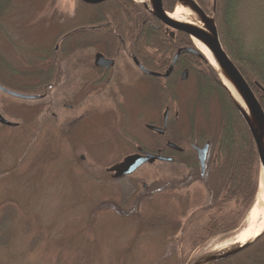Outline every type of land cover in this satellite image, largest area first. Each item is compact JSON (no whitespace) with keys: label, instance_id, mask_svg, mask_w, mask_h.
Here are the masks:
<instances>
[{"label":"rangeland","instance_id":"rangeland-1","mask_svg":"<svg viewBox=\"0 0 264 264\" xmlns=\"http://www.w3.org/2000/svg\"><path fill=\"white\" fill-rule=\"evenodd\" d=\"M77 2L7 0L0 13V83L22 92L18 88L37 81ZM235 34L245 52L260 50L264 0L242 2ZM94 53L87 49L56 63L68 76L42 100H20L0 91V113L19 124L0 125V264H194L241 245L224 242L246 227L251 211L235 232L200 242L210 199L200 171L163 162L121 179L108 171L140 148L156 153L157 137L144 125L158 122L164 109L154 110L149 102L155 98H150L148 80V85L129 87L120 81L116 88H102L96 100L100 110L90 109L100 119V131L84 124L63 129L86 110L67 106L88 97L86 106L93 107L97 98L80 86L79 76L81 65L94 64ZM127 63L133 67L125 70L127 75L136 73ZM192 77L175 84L179 120L172 133L177 139L192 129L216 135L221 125V94L208 92ZM257 257L242 264H264V246Z\"/></svg>","mask_w":264,"mask_h":264},{"label":"trees","instance_id":"trees-1","mask_svg":"<svg viewBox=\"0 0 264 264\" xmlns=\"http://www.w3.org/2000/svg\"><path fill=\"white\" fill-rule=\"evenodd\" d=\"M196 1L207 15L215 18L224 49L249 83L264 109V44L258 52L250 54L245 52L235 34L238 10L245 0ZM6 3L7 0H0V13L5 9ZM77 3L75 15L66 20L60 33H65L67 30L80 31L79 28L82 26L102 25L100 34L110 49L115 50L125 44L123 48L133 53L148 70L164 73L178 50L194 48L188 35L176 33L172 37L164 24L133 0H109L96 6ZM176 6V0H167L165 9L172 11ZM106 22L110 24L104 25ZM92 31L87 30V32ZM70 41L77 43L78 36L70 38ZM62 48L64 50L66 46ZM59 54L65 59L70 52L56 53L53 49L46 60L54 65ZM176 64V73L166 81L164 87L161 81L151 79V95L154 98L160 95L165 101L161 108L173 107L178 101L175 84L179 80L178 74L184 68H188L203 87L206 85L208 92L215 90L221 94V125L216 135L197 134L192 129L188 135L181 134L177 139L172 133L174 121H170L166 136L157 137V143L163 140L166 144L159 154L174 158L175 163L181 160H196L191 144L200 147L206 143L210 145L207 173L202 180L210 198L204 211L208 217L202 228L204 237L200 240L204 242L239 229L258 196L260 165L254 140L228 92L221 85L214 67L202 56L190 52H182ZM46 76L47 74L42 70L37 74V79L41 81L18 89L23 90L21 93L25 94H48L49 88L45 85ZM0 84L14 90L4 82ZM167 142L183 147L184 156H179L170 149ZM195 164L194 168L199 169L197 161ZM263 244L264 235L244 251L216 264L257 261Z\"/></svg>","mask_w":264,"mask_h":264},{"label":"water","instance_id":"water-1","mask_svg":"<svg viewBox=\"0 0 264 264\" xmlns=\"http://www.w3.org/2000/svg\"><path fill=\"white\" fill-rule=\"evenodd\" d=\"M81 2L89 5H97L108 0H80ZM178 5L188 9L202 24L203 27L197 26L193 23L181 22L174 20L168 12L165 11L163 7V0H153L152 2V14L164 25H166L169 29L174 32H180L188 35L190 39H195L196 41L203 44L212 54L217 67H215L218 76L220 77L221 85L228 92L233 104L235 105L237 111L242 117L244 123L246 124L256 146L257 155L259 159L260 165V182L261 179H264V109L261 106L259 99L256 97L253 89L243 77L237 66L234 64L227 51L224 49L222 44L219 30L217 28V24L215 18L207 15L196 2V0H177ZM174 35V33H173ZM182 52H190L196 55L202 56L203 54L197 49L193 48H184L178 51V53L174 56L173 61L171 63L170 68L165 73L164 77L168 78L173 70V67L178 60L180 54ZM105 57L102 55H97L96 64H106V66L114 65V61L106 60L104 62ZM137 66L141 68L145 73L153 76V77H161L160 74L152 73L146 71L140 64L134 60ZM187 79V72H184L182 80ZM226 81L227 85L231 87V89L224 83ZM0 91L12 96L17 99L33 101L39 100L41 96L35 95H27L23 93H18L12 90H9L0 85ZM167 117L168 110L165 113V122L162 128H155L153 126H147V128L151 131L156 132L160 136H164L166 134L167 129ZM0 125L6 127H17L18 124L13 123L5 119L3 115L0 113ZM169 147L175 150H179V148L170 143ZM197 151L198 161L201 168L202 176H204L206 171V163H207V154L209 151V145H205L203 148H199L194 146ZM163 162V163H173L174 159L170 157H164L157 154L147 153L141 151V153L133 154L126 157L123 162L114 165L108 171L113 174L115 179H121L128 177L134 174L137 170L143 167L146 164H153L155 162ZM260 185V184H259ZM260 191V186H259ZM262 205V204H261ZM264 235V229L260 232L254 239L226 250L224 252L212 253L208 254L204 257L198 259L194 264H216L225 259L233 257L240 252L247 249L254 242H256L259 238Z\"/></svg>","mask_w":264,"mask_h":264},{"label":"flooded vegetation","instance_id":"flooded-vegetation-1","mask_svg":"<svg viewBox=\"0 0 264 264\" xmlns=\"http://www.w3.org/2000/svg\"><path fill=\"white\" fill-rule=\"evenodd\" d=\"M108 1H106V2H108ZM133 1L138 3L146 11H148L155 19H157L152 14V2H153V0H147V2H145L144 0H142V1L133 0ZM78 2H81V1H78ZM106 2H103L101 4H104ZM166 2H167V0H163L164 9L166 8ZM82 4H83V2H82ZM86 5H89V4H86ZM97 5H100V4H97ZM89 6H93V5H89ZM94 6H96V5H94ZM165 11L170 13V11H167L166 9H165ZM72 17H70V18H72ZM63 22H65V20ZM109 24H110L109 22H106L104 25L108 26ZM101 26L102 25L98 24V25H93V26H89L88 27L89 30H93L94 32L93 31L92 32H87L88 29L85 28V27L84 28L80 27L79 28L80 31H69V30H67L65 33H59V35H57V37L55 38L57 40H56V43H55L54 52H56V53H58V52L61 53L63 51L64 52H70L68 57L72 56L74 53H77V52L78 53H82V52H84L87 49H93L95 51V53H94L95 54V56H94V64L89 66L88 69H86L87 65H85V64H84L85 66L81 65L80 68H79V76H80V79H81L80 80V86L83 89L88 88V89H90V91L93 90L94 93H97V98L95 97V100L93 101V103H94L93 107L91 105L88 106V107L86 106L87 103H91V102H87L88 97H81V98L79 97L78 101H73L72 105L67 106L68 110H70V111L75 110L77 107H80V105H81L82 108H86V110L84 111V113L82 115H80L79 117H75L73 119H70L71 121L69 120V121L65 122L63 129H65L67 131H68V129L70 131L71 129L75 128V126L78 125V124L79 125L80 124L81 125L84 124V126H93V128H95L96 130L100 131V129H101L100 128V119H98V117L96 116L97 114H92L93 112H90V109L91 108H95L96 109L95 111L100 110L101 106L98 105V104H100V102L98 103V102H96V100L97 101L101 100V96H102L101 94H102V88L103 87H107V86H110V85L112 86L113 85L112 88H116V87H118V83L120 81H122L123 83L126 82V85H128L129 87L130 86L132 87L133 83H136V84H140L141 83V85H148L146 83L147 81H145V80H148L149 83H150V85H149V88H150L151 85H152L151 84L152 83L151 79H156L158 81H161L162 84H163V87H164V85L166 84V81L173 74L176 73V65H177L176 63H177V61H176L175 65H174V67H173L171 75L168 78L164 77L165 73L170 68L173 59H172L170 65H169V67L167 68V70L164 73H160V72H154L152 70H148L147 68H145L138 61V59L136 58V56L133 53H131V52H129V50L123 48V46H125V44H122L121 47L116 48L115 50L110 49L108 47V43L102 40V35L100 34V32H101L100 31V27ZM165 28H166V30H168L171 33L172 37H174L176 35V33L173 35L174 32L172 30H170L166 25H165ZM74 36H78L77 43L70 41V38H72ZM87 37H89V38H87ZM64 45L66 46V49L63 50L62 46H64ZM178 51H177V53H178ZM97 55L104 56L106 60L114 61V65H109V66H106V64L97 65L96 64ZM58 57H59V59H57V61L55 60V64L54 65H52L51 62H49L46 65L47 68L44 70V73L47 74V76H46L47 79H46L45 85L48 88H50V89L53 88L57 83L64 82L63 78L68 76V74L65 73V71L60 70L57 67V64L60 61L66 60L68 57L66 59H64L62 54H60V56H57V58ZM106 60H104V62ZM128 60H130V62L133 64L134 68H136V70H137L136 73H132L133 72V70H132V72L128 73V75H127L125 70L128 67L133 68V67H131V65L129 66V64L127 63ZM134 60H136L140 64V66L143 67L146 71L152 72V73H156V74H160L161 77H153V76L145 73L143 70H141V68L139 66H137V64L135 63ZM118 67H120L118 69V71H115V69L118 68ZM122 67L124 68V70L122 69ZM86 71L92 72L91 75H86L85 74ZM184 72H187V79L186 80H182ZM178 75H179L178 79L181 82H186L189 77L193 76L190 73L188 68H184L181 71V73H179ZM132 77L134 79H132ZM192 78H195V77L193 76ZM179 80L177 82H179ZM39 81H41V80L37 79L35 84H37ZM112 88H110V89H112ZM98 95H100V96H98ZM42 96H46L47 97V94H43ZM111 97L112 96H110L109 98H111ZM150 98L152 99L154 97L152 96ZM161 98L162 97H160V95H159V96H157L155 98L154 102L149 100V102L153 105V109L154 110L164 109V113L162 114L161 118H159L160 122L159 121L158 122L157 121H153V122H150L149 124H145L144 125V128L148 132H150L151 134H153V136L155 135V137H158V138L165 137L166 134L164 136H160L156 132L149 130L147 128V126H153L155 128H162L164 126V122H165L166 110H168L166 133L168 132L170 121H174L173 124H175L179 120V113L178 112L174 113V108L175 107H170V106H164L163 108L160 107L165 102L164 99H161ZM117 100H119V99H117ZM118 103H119V101H118ZM94 113H97V112H94ZM145 116H143V117H145ZM179 134H181V133H179ZM170 143L171 142H167V146L168 147H169ZM157 144L158 145H157V148H156L155 151L157 152V154H159L164 149L166 144H165V142L163 140L161 141V143H157ZM172 144H174V143H172ZM194 146H195V144H191L190 145L191 149L195 151L196 160L195 161H193V160H181L177 164L178 165H185L186 167L192 168L193 172L198 173L199 169H201V168L200 167H199V169H195L194 168L195 165H196L195 162L198 160L197 152H196V149H195ZM177 147L179 148V150H175V149H172V150L174 152L178 153L179 156H182V155L184 156L185 149L183 147H180V146H177ZM140 151H145V150L140 148V149H138V152H140ZM209 153H210V151H208V154H207V161H208ZM82 159H84V157H82ZM195 173H194V175L197 177V175ZM206 173H207V167H206V171H205L204 177L202 176L201 170H200V177L202 178V180L205 178Z\"/></svg>","mask_w":264,"mask_h":264},{"label":"bare ground","instance_id":"bare-ground-1","mask_svg":"<svg viewBox=\"0 0 264 264\" xmlns=\"http://www.w3.org/2000/svg\"><path fill=\"white\" fill-rule=\"evenodd\" d=\"M182 15H186L189 20L184 21ZM174 20L181 22L193 23L197 26L203 27L198 19L186 8L179 6L174 13L170 15ZM192 43L195 48H197L214 66L217 67L215 60L211 52L200 42L192 39ZM218 68V67H217ZM224 83L227 85L226 81ZM230 89L231 87L227 85ZM232 90V89H231ZM260 191L257 200V204L254 206L250 212L248 223L244 229L238 232L237 236L233 240L224 242L225 246L244 244L252 239H254L262 230L264 229V179L260 182ZM262 204V205H261Z\"/></svg>","mask_w":264,"mask_h":264}]
</instances>
